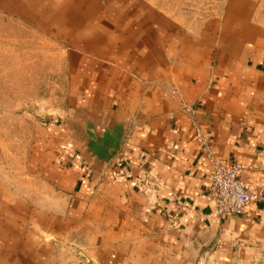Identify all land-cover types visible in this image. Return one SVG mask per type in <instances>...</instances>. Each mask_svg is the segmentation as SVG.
Returning a JSON list of instances; mask_svg holds the SVG:
<instances>
[{"label":"crops","instance_id":"crops-1","mask_svg":"<svg viewBox=\"0 0 264 264\" xmlns=\"http://www.w3.org/2000/svg\"><path fill=\"white\" fill-rule=\"evenodd\" d=\"M10 14L55 49L27 64L2 32L0 89L44 61L67 101L0 115V264H264V196L217 215L197 137L264 191V0H0Z\"/></svg>","mask_w":264,"mask_h":264},{"label":"rangeland","instance_id":"rangeland-1","mask_svg":"<svg viewBox=\"0 0 264 264\" xmlns=\"http://www.w3.org/2000/svg\"><path fill=\"white\" fill-rule=\"evenodd\" d=\"M48 0H45L47 2ZM5 21V17H4ZM18 17L15 14H10L9 29L1 28L0 19V37L8 35L10 37V47L14 49L13 51L17 53L22 52L25 49L27 54V64L30 59H33L34 54H40L42 60L50 56V52L53 50V46L50 45L51 37L49 35V29L32 28L27 24L26 28H18ZM2 32L4 33L2 35ZM19 40L20 44L16 42ZM22 40H24L22 42ZM55 49V48H54ZM60 54V53H59ZM58 55V59H60ZM43 75L40 78H35L27 76L26 80V90L17 91V87H14L12 91H0V115L20 117L26 116L45 118L48 115H55L58 110L63 108L67 101V94L65 92V78L59 71V75L48 76L44 74V69L49 68V64H45L42 61ZM62 63L61 59L58 60V68L61 69ZM30 68H27L28 73H30ZM40 79L39 88L34 84V81ZM38 83V82H37ZM36 83V84H37ZM1 84V83H0ZM38 85V84H37ZM36 88V90H34Z\"/></svg>","mask_w":264,"mask_h":264},{"label":"built area","instance_id":"built-area-1","mask_svg":"<svg viewBox=\"0 0 264 264\" xmlns=\"http://www.w3.org/2000/svg\"><path fill=\"white\" fill-rule=\"evenodd\" d=\"M197 137L201 142L202 150L210 161V185L207 197L214 203L217 215L241 214L247 204L259 200L264 196L263 190L246 186L240 177V164L225 162L216 155L213 147L205 137L200 134ZM141 187H146L145 182L141 183Z\"/></svg>","mask_w":264,"mask_h":264}]
</instances>
